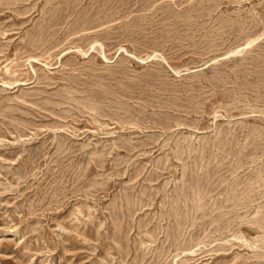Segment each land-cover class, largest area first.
Here are the masks:
<instances>
[{
    "label": "rangeland",
    "instance_id": "obj_1",
    "mask_svg": "<svg viewBox=\"0 0 264 264\" xmlns=\"http://www.w3.org/2000/svg\"><path fill=\"white\" fill-rule=\"evenodd\" d=\"M0 264H264V0H0Z\"/></svg>",
    "mask_w": 264,
    "mask_h": 264
},
{
    "label": "bare ground",
    "instance_id": "obj_2",
    "mask_svg": "<svg viewBox=\"0 0 264 264\" xmlns=\"http://www.w3.org/2000/svg\"><path fill=\"white\" fill-rule=\"evenodd\" d=\"M249 46V45H248Z\"/></svg>",
    "mask_w": 264,
    "mask_h": 264
}]
</instances>
